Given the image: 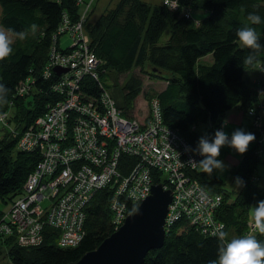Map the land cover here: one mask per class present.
Returning <instances> with one entry per match:
<instances>
[{"label":"trees","instance_id":"1","mask_svg":"<svg viewBox=\"0 0 264 264\" xmlns=\"http://www.w3.org/2000/svg\"><path fill=\"white\" fill-rule=\"evenodd\" d=\"M175 1L177 7L172 9L163 2L152 5L143 0H120L93 21L90 10L85 12L88 0H0V26L14 33L25 32L23 40L13 35L12 55L0 61V84L7 89V102L0 103V118L8 116L9 123L0 121V208L14 201L43 160L39 148L21 150L20 142L8 130L13 126L24 131L58 99L52 87L59 77L52 71L45 79L46 66L52 48L69 52L71 46L63 49L59 37L55 43L54 35L65 18L74 25L85 14L83 27L89 48L100 61L98 79L87 75L83 80L86 97L99 101L101 93L106 92L101 77L109 70L125 74V109L116 106L121 115L129 117L145 91L148 119L153 116L152 100H156L163 123L178 132L192 149L201 137L199 125L209 123L207 136L219 126L226 132L225 118L236 110L244 113L247 121L243 126L256 137L233 171L244 186L234 192L226 189L217 175L209 177L199 170L190 174L208 192L223 195L214 220L223 225L226 240L251 234L264 243V234L249 227L251 206L264 200V185L256 182L258 164L264 160L256 153L263 149L259 140L264 135V0ZM250 13L261 17L262 23L253 27L262 47L256 53L259 63L244 66L243 58L253 50L240 45L236 31ZM32 24L38 26L34 34ZM166 33L167 41L162 43ZM64 34L73 44V35ZM137 69L139 75L134 73ZM143 76L166 85L161 90H145ZM28 79L26 94L19 95L18 87ZM111 143L110 147L115 146ZM137 161L136 157L122 155L119 166L127 174ZM153 180L161 184L160 173L153 172ZM111 195V188H104L84 208L85 236L79 245L58 246V232L50 228L47 233L51 238L38 247H20L15 238L1 237L0 258L6 255L10 264L77 262L113 234ZM128 202L132 210L139 205L138 201ZM220 243L218 232L205 233L182 217L168 228L163 247L150 251L143 264H209L217 259Z\"/></svg>","mask_w":264,"mask_h":264},{"label":"built area","instance_id":"2","mask_svg":"<svg viewBox=\"0 0 264 264\" xmlns=\"http://www.w3.org/2000/svg\"><path fill=\"white\" fill-rule=\"evenodd\" d=\"M176 7L177 3L171 6L172 9ZM87 10L89 8L85 12ZM84 16L74 25L65 18L54 35L55 43L57 37L66 32L74 38L69 52L52 48L46 66L45 79L51 77L52 71L59 77L52 89L60 93L61 101L38 122L43 132L36 137L35 143H20L21 150L39 148L43 156L24 188L37 189L48 178L50 190L26 202L49 200L53 207L47 208L51 212L45 219L46 226L61 232L58 246H74L84 236V208L94 193L111 188L112 226L117 230L131 211L128 201L141 202L151 194L153 185L157 184L153 180L154 172L160 173L163 188L173 193L166 218L168 228L187 217L205 233L221 232L223 225L213 218L222 198L213 199L198 180L192 179L190 170L194 168L188 161L198 162L202 157L185 151L190 146L178 132L163 123L158 102L152 100V118L140 121L122 116L107 92L101 93L99 101L86 97L83 80L87 75L98 79L100 61L89 48ZM57 67L67 71L56 73ZM28 81L18 87L19 95L26 94ZM260 138L263 149L257 153L264 158V135ZM109 141L115 146L110 147ZM122 155L138 159L127 174L119 166ZM93 163L99 164L98 167ZM164 174L167 179L163 178ZM249 227L250 231L255 230V222L251 221ZM34 241V234L27 233V245H33Z\"/></svg>","mask_w":264,"mask_h":264},{"label":"clouds","instance_id":"3","mask_svg":"<svg viewBox=\"0 0 264 264\" xmlns=\"http://www.w3.org/2000/svg\"><path fill=\"white\" fill-rule=\"evenodd\" d=\"M261 23L262 20L259 15L250 13L246 17L244 26L236 31V37L240 45L253 50L243 58L242 65L244 66H254L259 63L256 53L259 52L262 45L259 42L260 36L253 25ZM37 27L36 24L30 26L33 34L36 32ZM13 35L21 40L25 38V32L14 33L12 29H5L0 26V61L12 55ZM6 93V87L0 84V103L7 102ZM224 126H226V123ZM255 139L253 133L246 132L243 129H235L229 136L221 127L214 132L211 138L207 135L201 136L195 149L185 148L186 152H192L202 157L198 162L190 159L188 165L208 175H211L214 170L223 172L225 164L218 159L221 149L227 146L242 156L248 151L250 144ZM235 183L238 187L244 186V182L239 177L236 178ZM250 212L258 232L264 234V200L252 205ZM226 236L225 232H219L221 243L218 246L217 259L209 261V264H264V243H261L255 235L249 234L232 238L230 241L226 240Z\"/></svg>","mask_w":264,"mask_h":264},{"label":"water","instance_id":"4","mask_svg":"<svg viewBox=\"0 0 264 264\" xmlns=\"http://www.w3.org/2000/svg\"><path fill=\"white\" fill-rule=\"evenodd\" d=\"M66 69L55 68L56 73ZM172 191L153 185L151 194L130 214L124 225L106 238L97 249L70 264H143L148 253L163 247L166 218Z\"/></svg>","mask_w":264,"mask_h":264},{"label":"bare ground","instance_id":"5","mask_svg":"<svg viewBox=\"0 0 264 264\" xmlns=\"http://www.w3.org/2000/svg\"><path fill=\"white\" fill-rule=\"evenodd\" d=\"M162 2L164 3V5L170 6V7L172 6L173 3H177V1H175V0H162L161 3ZM60 37L61 36H59V38ZM59 42H60V40H59ZM57 95H58V99L54 103L48 104L47 110L42 115L38 116L35 119V121L29 127H27L24 131L21 132L18 129H15L16 127L12 126L8 130V132L11 131L12 132L11 135L15 136L20 143H22V142H28L30 144L35 143L36 137L39 136L43 132V128L40 127L38 122L41 121L40 119L47 114V112L50 110L51 107L55 108L54 106L59 101H61L60 93L58 92ZM7 117L8 116H6V115L1 116L0 121L2 124H4V125L9 124V123H7L8 122ZM8 126H6V127H8ZM253 143L254 142H252V144ZM101 164H103V162ZM93 165L95 167H98L99 164L93 163ZM196 170L197 169L190 170L191 174L193 171H196ZM191 177H192V179H195V181L197 180L193 175H191ZM45 179H44L45 181H43V183L41 185H39V188L33 189V190H27L26 188L22 189V192L14 199L13 202L10 203V205L8 207H1L0 208V238L1 237H4V238L13 237L16 239L17 244L20 247H24V248L38 247V246L43 245L46 242V240L51 238L52 235L50 233H47V231H48L47 229L51 228L53 231L58 232V237H57V241H58L59 237L61 236V232L55 228L46 226V223H45V219L47 218V216L51 212V211L47 210V208L51 209L53 207V205L49 202V200L44 199V200L39 201V202H31V203L26 202L30 198H35L42 193L48 194L50 192L49 188L47 187V184L49 183L47 181L48 178H45ZM208 193L210 194V196L213 199L223 197V195H221L219 193H211V192H208ZM94 196H95V193L92 195L91 199L86 202L85 207H87V205L90 204V202L92 201ZM172 199H173V193H172ZM141 202H139V204ZM109 209H110V200H109ZM136 209L135 210L131 209V211L129 212V215L134 213L136 211ZM110 211H111V209H110ZM168 213H170L169 210H168ZM113 219H114V216L111 214V220H110L111 225L113 223ZM213 220H214V218H213ZM51 226H57V225L52 224ZM84 226H83V230H84ZM122 226H119L118 228L120 229ZM165 228H166V232H167L168 227L165 226ZM119 229L115 230L113 228L114 232L118 231ZM29 232L33 233L34 237H35V241H34L33 245H31V246L27 245V233H29ZM84 236H85V234H84ZM83 239H84V237L79 239L74 246L79 245ZM2 250H3V248H2ZM8 264H10V262H8Z\"/></svg>","mask_w":264,"mask_h":264},{"label":"rangeland","instance_id":"6","mask_svg":"<svg viewBox=\"0 0 264 264\" xmlns=\"http://www.w3.org/2000/svg\"><path fill=\"white\" fill-rule=\"evenodd\" d=\"M120 0H88V5L86 8H89L90 10V20H96L101 16L107 9L113 8ZM147 3H150L152 5L160 4L162 0H143ZM2 13V8L0 5V16ZM88 15V16H89ZM168 34H164L161 42L165 43L167 41ZM60 43L63 47V49L68 48L71 46L72 41L68 34H63L60 37ZM67 70V69H66ZM99 71V69H98ZM105 71V70H104ZM136 75H139V69L135 70L134 72ZM253 73V72H252ZM145 81V90L147 89H156L161 90L166 84L165 82L158 83L153 82L143 76ZM127 79V76L125 74H119L115 70H109L105 75L101 77V82L105 86V91L109 93L111 98L115 101L116 106L123 110L125 109V99H124V90H123V84L125 80ZM132 113L130 112L129 117L131 118H137L140 121H143L148 118L149 115V103L147 102V99L145 98V91H143L142 94L139 95L137 98L134 107L132 108ZM234 112H237L234 111ZM245 121H247V118H245ZM209 123H202L198 127V133L200 136L208 135L209 134ZM228 130V127H226V131ZM228 133V132H227ZM257 153V152H256ZM258 155V153H257ZM259 156V155H258ZM263 158V157H259ZM257 173L258 175H262L263 177H259L257 175L256 182L258 184L264 185V160H260L258 167H257ZM228 174V171H225L222 173L221 171L214 170L211 175H208L209 177H213L215 175L222 176V179H224L225 182V188L227 189H233V187L236 185L235 180L237 178V175L233 171L230 173L229 178L225 175ZM164 179H167V175H163ZM251 216V213H250ZM253 220L252 216L250 221ZM5 251V249H3ZM9 259L6 255L2 256L0 258V264H8Z\"/></svg>","mask_w":264,"mask_h":264},{"label":"crops","instance_id":"7","mask_svg":"<svg viewBox=\"0 0 264 264\" xmlns=\"http://www.w3.org/2000/svg\"><path fill=\"white\" fill-rule=\"evenodd\" d=\"M245 118L246 117L242 111L232 112L225 118L227 125L226 127H228V130L226 132H228L229 136L235 129H243L244 131L247 130V129L245 130V127L243 126L244 125L243 123H246ZM250 133L252 132L250 131ZM218 159L224 162L225 170L222 173L228 171V174L225 176L229 178L230 173L238 169L239 165L241 164L242 157L239 154H237L233 149H230L227 146H225L221 149L220 156L218 157ZM258 176L263 177L262 175H258ZM219 177L222 178V176L220 175ZM228 190H233L234 192H237L240 190V187L235 185L233 189H228Z\"/></svg>","mask_w":264,"mask_h":264}]
</instances>
